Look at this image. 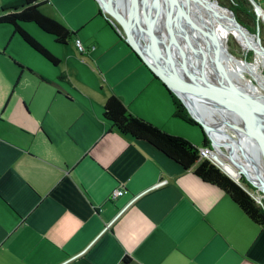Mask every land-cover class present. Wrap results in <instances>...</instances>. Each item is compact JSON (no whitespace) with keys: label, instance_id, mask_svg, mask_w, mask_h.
I'll return each instance as SVG.
<instances>
[{"label":"crops","instance_id":"crops-1","mask_svg":"<svg viewBox=\"0 0 264 264\" xmlns=\"http://www.w3.org/2000/svg\"><path fill=\"white\" fill-rule=\"evenodd\" d=\"M46 1L44 14L76 36L60 45L25 29L57 66L0 25V264H264V229L224 191L104 119L114 95L134 116L189 134L106 14L91 0L79 11Z\"/></svg>","mask_w":264,"mask_h":264},{"label":"water","instance_id":"water-1","mask_svg":"<svg viewBox=\"0 0 264 264\" xmlns=\"http://www.w3.org/2000/svg\"><path fill=\"white\" fill-rule=\"evenodd\" d=\"M97 1L104 13L112 17L109 19H114L113 23L116 21L121 26L123 32L115 24L120 36L153 75L182 102L191 118L207 135L214 152L211 161L237 182L245 177L264 194V180L258 178L261 185L256 184L234 153L240 147L254 151V146L258 145L264 154V103L254 98L250 91L238 89L222 78L221 59L217 53L206 64V55L191 29L201 32L207 41L208 33L212 34L216 24H220L228 31L239 33L247 41L248 50L264 56V45L259 33L254 38L256 45L251 44L247 39L249 32L238 22L232 10L218 3L220 10L231 13V17L226 19L217 12V8L204 0H131L132 25L118 11V0ZM248 1L257 19L264 22L262 6L255 0ZM160 17H165L167 21V40L158 26ZM204 17L209 20V24L204 21ZM149 27L156 39L154 48L148 45V35L144 30ZM166 42L170 43V47ZM207 43L212 47L211 42ZM142 45L150 51L154 61L145 55ZM209 105L226 119L239 142L224 132L222 123L212 116L213 111L207 109ZM165 182L156 184L150 190Z\"/></svg>","mask_w":264,"mask_h":264},{"label":"trees","instance_id":"trees-1","mask_svg":"<svg viewBox=\"0 0 264 264\" xmlns=\"http://www.w3.org/2000/svg\"><path fill=\"white\" fill-rule=\"evenodd\" d=\"M255 1L264 9V0ZM214 2L216 4L218 0H214ZM228 2V6H222L232 10L238 22L244 28L249 29L253 25L257 29V26L261 25V21L257 19L254 8L248 0H228ZM46 3V0H16L0 5V25L11 26L13 35L22 39L27 46L51 65L57 66L60 60L25 29V25L34 24L45 34L52 36L54 41L60 45L67 44L76 36L75 31L44 14L42 8ZM221 12L230 17L226 11L221 10ZM107 23L116 35L123 40L109 18H107ZM123 41L129 46L125 40ZM259 58L261 59V54H259ZM147 69L153 78L159 81L148 67ZM63 77L65 76L62 75L60 78ZM159 82L162 84L161 81ZM162 87L172 102V118L178 119L186 125L199 127L202 131L203 142L201 147L194 145L182 136L168 133L152 123L134 116L121 100L114 95L110 96L104 105V119L110 122L119 133L146 143L182 169L186 171L193 169L192 172L196 177L224 191L252 222L264 229V200L257 202L254 199L250 193L251 188L246 185L243 178L237 182L212 161L200 159L199 149L210 147L209 138L191 118L182 102L163 84Z\"/></svg>","mask_w":264,"mask_h":264},{"label":"bare ground","instance_id":"bare-ground-1","mask_svg":"<svg viewBox=\"0 0 264 264\" xmlns=\"http://www.w3.org/2000/svg\"><path fill=\"white\" fill-rule=\"evenodd\" d=\"M108 1V0H104ZM130 6H131V0H128ZM206 3L211 4L214 8H217V12L221 14L226 19H229L231 17V13L228 10L221 9L226 11L229 15H225L221 12V10L218 8V3L215 4L214 0H204ZM120 7L118 11L122 15L126 17L128 20V23L132 25V18H131V12H128L121 4V1L118 0ZM224 7V6H223ZM111 10V9H108ZM194 18V20L198 23V18ZM159 23V29L162 34H164L165 38L168 36L166 33L164 24L167 23L165 18H158ZM204 21L209 24V20H207L204 17ZM204 26V25H203ZM150 28V27H149ZM144 29L146 34L148 35L149 43L148 45L151 48H154V43L156 41L154 33L152 32L151 28ZM205 28V27H204ZM192 34L195 36L196 40L200 43V48L204 51L206 55V64L208 62H211L212 58H214V53H217L221 59V71H222V78L227 81L231 82L236 88L238 89H244L248 90L252 93V96L254 98H257L259 101H262L264 103V94L262 93V90L264 91V73L262 71V64L261 59L259 58V53H255V58L252 62H248L246 60H238L236 57H234L229 51L227 46V39L230 34H234V37L236 40L241 44V46L247 51L248 50V44L247 41L242 39L239 33L235 31H228L226 28H224L220 24H216L213 33H208V39L206 41V38L204 35H202L201 32L191 29ZM208 32V31H207ZM167 35V36H166ZM247 39L249 42L253 45H256V41L254 37H252L250 34H247ZM167 40V38H166ZM207 42H211L212 47L208 45ZM167 45L170 47V43L166 42ZM145 55L154 61L153 57L151 56L150 51L144 46H141ZM210 48V49H209ZM231 58L233 60H231ZM250 72L253 79H255L258 82V86H256L250 79L247 78L246 73ZM262 90H261V89ZM207 109L214 111L215 109L209 105L207 106ZM213 116V115H212ZM207 119H209V116H207ZM221 126V125H220ZM227 126L222 125L221 128L224 130L226 134H229L227 132ZM230 128V127H228ZM233 131V130H232ZM234 133V131H233ZM225 134V135H226ZM230 135V134H229ZM236 140V142H239L240 140L236 137L233 138ZM242 140V139H241ZM254 151L251 149H245L243 147L237 148L234 153L238 160L242 163L244 169L252 176L251 179L258 185L260 182H258V178H262L264 180V154L261 150V148L258 145L254 146Z\"/></svg>","mask_w":264,"mask_h":264},{"label":"rangeland","instance_id":"rangeland-1","mask_svg":"<svg viewBox=\"0 0 264 264\" xmlns=\"http://www.w3.org/2000/svg\"><path fill=\"white\" fill-rule=\"evenodd\" d=\"M8 0H0V3H5L7 2ZM67 1V5H65L62 10L63 11H68V10H76V11H79L81 8H84L86 7L88 4V1L87 0H66ZM92 3L98 8V10H101L103 13L104 11L102 10L99 2L97 0H91ZM122 1V0H120ZM124 1V2H123ZM121 3V5L128 11L130 12L131 10V6L130 4L128 3L129 1L128 0H123ZM219 4L220 5H225V6H228L229 5V2L228 0H218ZM8 3V2H7ZM55 8H51V6H49L48 8H46V11L45 13L46 14H51L52 11L54 10ZM105 14V13H104ZM106 16L108 18H111L112 17L109 15V14H106ZM165 18V17H164ZM99 21H101L99 18H94V20H91L90 19V24L95 26L96 23H98ZM114 21V19H113ZM261 21V20H259ZM115 24L116 26L123 32L121 26L115 21ZM34 27H36L34 24H30ZM258 25V24H257ZM164 27H165V30H166V33H167V23L164 24ZM247 29V31L249 32V34L254 37L256 39V35L257 33H259L260 35V38H261V42L262 44L264 45V22L261 21V25L259 24L257 26V29L256 27L254 28L253 25L250 26V28H245ZM168 34V33H167ZM164 35V34H163ZM165 36V35H164ZM167 36V35H166ZM227 46H228V51L234 56L236 57L238 60L242 61V60H246L248 62H252L255 58V52H253L252 50H245L241 44L236 40V38L234 37V34H230L228 39H227ZM243 62V61H242ZM261 64L263 66V73H264V56L261 55ZM246 76L248 79H250L256 86H258V82L253 79L252 75L250 74V72H247L246 73ZM261 89V88H260ZM262 90V89H261ZM262 93L264 94V91L262 90ZM213 116L218 119V121L220 123H222V125L224 126H227L228 123L226 122V119L221 117L220 116V113L218 111H213ZM226 122V123H225ZM183 123V122H182ZM185 124V123H184ZM186 125V124H185ZM188 131H189V134L187 135L189 141L192 142L194 145L198 146V147H201L202 146V142H203V136H202V131L200 130L199 127H194V126H189V125H186L185 126ZM227 132L231 135V137L235 138V135L233 134V131L231 128H228L227 127ZM176 135V134H175ZM179 136V135H178ZM183 137V136H182ZM185 138V137H184ZM263 162H264V159H263ZM246 183L247 186H249L251 188V191H254L258 200L263 201L264 200V194L256 187H254L253 185H251L245 177H242Z\"/></svg>","mask_w":264,"mask_h":264},{"label":"built area","instance_id":"built-area-1","mask_svg":"<svg viewBox=\"0 0 264 264\" xmlns=\"http://www.w3.org/2000/svg\"><path fill=\"white\" fill-rule=\"evenodd\" d=\"M110 21L114 25V27L117 29V27L115 26L113 21L112 20H110ZM119 32H120V30H119ZM76 47H77V50L79 52H82V53L85 52V48L83 47L82 43L79 40H76ZM213 154H214V152L211 149V144H210L209 148H201V149H199V157H200V159H207V160L211 161V158L213 157ZM250 193L254 197V199H256L257 202H260V200H258V198H257V196H256L254 191H251V189H250ZM123 195H124V190L119 188V189H117L116 191H114L112 193V195L110 196V199L111 200H115V199H117V198H119V197H121Z\"/></svg>","mask_w":264,"mask_h":264}]
</instances>
